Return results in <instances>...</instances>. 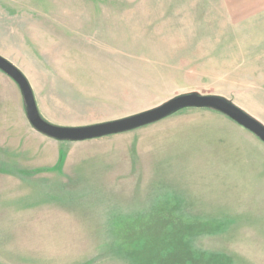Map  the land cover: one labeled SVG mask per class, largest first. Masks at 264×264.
<instances>
[{"label": "rangeland", "instance_id": "374dc122", "mask_svg": "<svg viewBox=\"0 0 264 264\" xmlns=\"http://www.w3.org/2000/svg\"><path fill=\"white\" fill-rule=\"evenodd\" d=\"M0 53L55 125L190 92L264 125V0H0ZM208 113L57 141L0 70V264H264V143Z\"/></svg>", "mask_w": 264, "mask_h": 264}, {"label": "water", "instance_id": "95a60500", "mask_svg": "<svg viewBox=\"0 0 264 264\" xmlns=\"http://www.w3.org/2000/svg\"><path fill=\"white\" fill-rule=\"evenodd\" d=\"M0 70L18 86L31 127L57 141H82L123 133L155 123L178 110L194 107L210 108L224 114L264 143V125L257 119L221 96L197 92L177 95L157 106L118 119L80 126L55 125L40 115L32 88L24 74L2 56H0Z\"/></svg>", "mask_w": 264, "mask_h": 264}, {"label": "crops", "instance_id": "0c3cea01", "mask_svg": "<svg viewBox=\"0 0 264 264\" xmlns=\"http://www.w3.org/2000/svg\"><path fill=\"white\" fill-rule=\"evenodd\" d=\"M71 12H70V14L72 15L73 14V11L72 10H70ZM0 56H2V57H4V55H2L1 53H0ZM4 58H6V56L4 57ZM7 59V58H6ZM9 61V60H8ZM12 63V62H11ZM13 64V63H12ZM14 65V64H13ZM17 67V66H16ZM18 68V67H17ZM19 69V68H18ZM20 70V69H19ZM21 71V70H20ZM22 72V71H21ZM23 74H24V72H22ZM24 76L26 77V79L28 80V82H29V79H28V77L24 74ZM12 80V79H11ZM13 81V80H12ZM14 82V81H13ZM15 83V82H14ZM16 84V83H15ZM29 84H30V82H29ZM17 88H18V86H17ZM19 89V88H18ZM20 91V90H19ZM199 110H202V111H204V112H212L211 114H213V113H217V114H219V115H222V116H224L225 118H227V119H229L230 121H228V123L227 122H223L222 123V125H238L236 122H234L233 120H231L230 118H228L227 116H225L224 114H222V113H220V112H218V111H215V110H213V109H210V108H194V107H189V108H184V109H181V110H178V111H176L175 113H173V114H171V115H169V116H167V117H170V116H174L175 114H183V113H185V112H190V111H199ZM208 113V114H209ZM167 117H165V118H167ZM27 118V117H26ZM165 118H163V119H165ZM162 120V119H161ZM28 121V120H27ZM156 123V122H155ZM152 124H154V123H152ZM28 125H30L29 124V122H28ZM149 125H151V124H149ZM192 125H214V124H212V123H205V122H201L200 124H196V123H192ZM36 132V131H35ZM53 140H55V139H53Z\"/></svg>", "mask_w": 264, "mask_h": 264}]
</instances>
